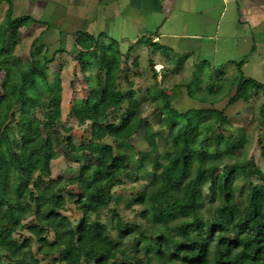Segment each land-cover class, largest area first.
I'll list each match as a JSON object with an SVG mask.
<instances>
[{
  "label": "trees",
  "instance_id": "1",
  "mask_svg": "<svg viewBox=\"0 0 264 264\" xmlns=\"http://www.w3.org/2000/svg\"><path fill=\"white\" fill-rule=\"evenodd\" d=\"M5 1L0 264H264V171L249 157L247 127L231 123L217 102L183 109L185 98L173 100L158 83L140 102L133 80L126 76L123 90L114 77L123 61L119 48L86 32L76 39L75 59L94 58L97 83L96 93L73 105L78 126H88L91 134L88 143L76 145L73 127L61 123L60 79L49 82V65L67 51L50 55L43 41L47 28L34 39L26 62L16 57L21 29L45 24L15 17L11 0L0 5ZM145 42L155 44L153 37ZM239 64L241 81L232 88L230 105L249 104L264 89L246 79L244 62ZM147 108L161 113L157 128L146 121ZM252 123L264 158V103ZM165 134L170 147L162 153ZM139 137L148 148L137 152ZM62 155L88 161L75 178H52L51 164ZM145 174L151 178L142 186L123 188Z\"/></svg>",
  "mask_w": 264,
  "mask_h": 264
},
{
  "label": "rangeland",
  "instance_id": "2",
  "mask_svg": "<svg viewBox=\"0 0 264 264\" xmlns=\"http://www.w3.org/2000/svg\"><path fill=\"white\" fill-rule=\"evenodd\" d=\"M11 1L14 5L15 17L29 15L45 24L21 29L15 50L16 57L26 62L30 58L34 39L47 28L49 29L43 36V41L50 49V55L58 49L67 51L57 54L56 61L49 65L51 77L49 82L53 83L57 76L60 79L61 123L67 127H73L72 138L76 145L88 143L91 134L88 126H78L73 105L75 101L96 93L92 90L97 83L95 78L97 63L93 60L94 58L75 59V54L80 51L76 46V39L81 33L87 32L95 37H102V44L106 46L113 44L114 49L119 48L123 61L121 69L115 72L114 77L123 90L126 86L125 77L133 80L138 92L136 98L140 102L148 101V90L158 83L164 85L161 88H168L166 91L173 100L185 98L184 101L180 100V102L183 101L181 103L183 109L202 108L201 106L205 104L216 102L217 108H226V114L231 123L247 127L252 142L249 157L254 158L264 171V158L260 153L258 131H254L253 128L256 123L251 124V118L259 113L264 103V89L257 96L254 95L249 104L243 102L229 104L230 97L235 92V88L232 91L233 86L237 87L241 81L239 63L244 62L242 71L246 79H253L264 85V29L254 32L249 27H244L243 21L235 22V27H231L232 22L227 19L219 31L217 30L218 21L208 20L207 22L200 13H191L181 20L180 23L183 26L176 25L177 22L173 18V20L170 19V25L176 27L169 29L168 24L165 30L162 28L161 32L170 34L165 36L164 40L162 39L163 42L174 48L172 51L171 49L162 51L156 49L157 46L163 45L162 43L147 46L145 41L151 37V34L157 32V23L160 22L158 26H161L163 18L161 17L158 21L150 17L146 21L142 13L134 11V7L124 4H111L107 7L105 4H97L94 1L88 3L87 21H82L74 19L77 16L76 13L73 15L68 12L72 10L70 9L72 6H76L78 0H44L45 3L42 0ZM9 6V1L0 5V23ZM227 24L230 28H227ZM45 50L44 47L42 53ZM127 57L131 58L126 66L125 58ZM152 61L163 62L165 65L156 67L154 65V72L151 69ZM231 61L236 64L229 65L228 62ZM87 63H92L91 67L85 68L84 64ZM167 72L169 74L166 80H163V74ZM155 73H158L157 79H154ZM186 90H190V96ZM252 92L254 94L255 90ZM144 117L155 128L162 119L160 112L152 115L149 108ZM159 142L162 153L169 149L168 134ZM134 145L137 152L148 148L143 137L137 138ZM87 161L82 155L72 156L69 160L62 155L51 164L52 178L60 176L75 178L79 174L81 165L86 164ZM150 178L151 176L145 174L140 183L128 180L123 188L140 187Z\"/></svg>",
  "mask_w": 264,
  "mask_h": 264
},
{
  "label": "crops",
  "instance_id": "3",
  "mask_svg": "<svg viewBox=\"0 0 264 264\" xmlns=\"http://www.w3.org/2000/svg\"><path fill=\"white\" fill-rule=\"evenodd\" d=\"M42 1L45 3L44 0ZM94 1L97 4H105L107 7L111 4H124L128 7H134V11L136 13L137 11L142 13L146 21L150 17L160 21L159 19L162 17V25L158 26V23H160L158 22L157 32L150 35L153 37L154 46L156 44H163L160 47H156L162 51H168L170 49L172 51L174 49L163 42L165 36L170 34L161 32L162 28L165 30L171 24L170 19L173 20V18L177 22L176 25L183 26L180 23L181 20L191 13H200L207 22L208 20L218 21L217 30L219 31L227 19L232 22L231 27H235V22L239 23L240 21L242 23L241 21H243V26L249 27L254 32H257L258 29H264V0H78L76 1V6H72L70 8L72 10L68 12L73 15L76 13L77 16L74 19L87 21V13L89 11L88 3ZM60 4H63V2H60ZM171 27L176 26L170 25L169 29ZM227 28H230L229 24H227ZM228 63L233 66L236 64L234 61ZM163 64V62L158 61L155 63V67L163 66Z\"/></svg>",
  "mask_w": 264,
  "mask_h": 264
}]
</instances>
